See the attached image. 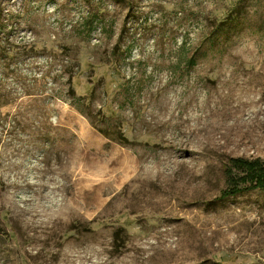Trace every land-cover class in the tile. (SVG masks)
<instances>
[{"label":"rangeland","instance_id":"1","mask_svg":"<svg viewBox=\"0 0 264 264\" xmlns=\"http://www.w3.org/2000/svg\"><path fill=\"white\" fill-rule=\"evenodd\" d=\"M246 162L264 0H0V264H264Z\"/></svg>","mask_w":264,"mask_h":264},{"label":"trees","instance_id":"2","mask_svg":"<svg viewBox=\"0 0 264 264\" xmlns=\"http://www.w3.org/2000/svg\"><path fill=\"white\" fill-rule=\"evenodd\" d=\"M242 163H245L242 161ZM248 174H246L248 180L250 181V186L253 187H261L264 188V173L263 166L257 165L252 162H246Z\"/></svg>","mask_w":264,"mask_h":264}]
</instances>
